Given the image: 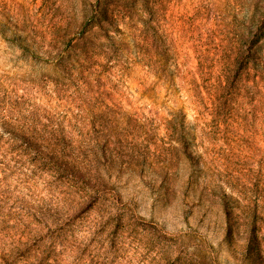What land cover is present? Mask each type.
Instances as JSON below:
<instances>
[{"label":"rangeland","instance_id":"1","mask_svg":"<svg viewBox=\"0 0 264 264\" xmlns=\"http://www.w3.org/2000/svg\"><path fill=\"white\" fill-rule=\"evenodd\" d=\"M0 264H264V0H0Z\"/></svg>","mask_w":264,"mask_h":264}]
</instances>
